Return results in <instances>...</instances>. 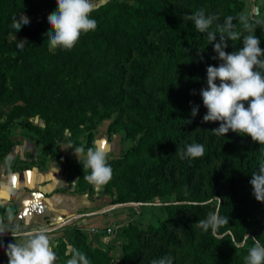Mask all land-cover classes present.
Returning a JSON list of instances; mask_svg holds the SVG:
<instances>
[{
	"label": "trees",
	"instance_id": "trees-1",
	"mask_svg": "<svg viewBox=\"0 0 264 264\" xmlns=\"http://www.w3.org/2000/svg\"><path fill=\"white\" fill-rule=\"evenodd\" d=\"M191 3H195L196 11L203 9L206 15L218 16L221 24L226 17H233L234 30L243 31L239 20L243 0H109L96 9L95 17L104 16L112 21L101 22L94 17L98 26L90 31L98 39L94 53L111 56L110 63L118 66L119 72L88 88L89 105L119 109L127 100L141 119L133 130L134 137L138 135L136 142L120 158L108 160L109 164L118 162L124 166L126 192L116 202L145 203L154 197H174L163 203L167 216L158 224L139 228L132 225L127 229L120 264H151L164 257H171L172 264H245L255 239L263 243L255 229L250 230L247 241L244 234L250 225L264 219L259 202L252 206L247 202L252 190L251 174L264 158L253 150L255 142L251 137L231 131L217 136L211 130L219 122H202L207 110L200 90L207 87L206 68L218 66L220 61L211 58L216 53L207 35L195 30L194 24L185 19L190 14L187 5ZM53 5L55 0H0V96L6 93L8 73H24L31 61L48 62L56 57L59 48L55 53L49 51L44 35L48 31L47 18L42 15L44 9ZM21 12L30 18V24L15 32L13 18H19ZM257 20H264V16ZM215 29L214 23L210 30ZM255 35L264 49V23L257 26ZM21 39L27 40L22 50L17 47V40ZM157 42L166 51L177 53L188 71L181 85L166 89L160 98L146 88L148 66L141 60L156 54ZM228 45L225 51H236L242 47V41H228ZM123 64H127L126 70ZM16 87L8 101L12 104L8 112L0 109V116L6 115L5 120H0V160L5 170L21 167L6 162L16 144L11 138L16 126L34 131L44 156L61 161L65 170L71 160L56 151V145L65 139L85 150L83 142L62 133L55 135L51 129L22 118L31 109L24 98L25 88L21 84ZM20 100L24 105L16 104ZM196 105L198 114L192 117L191 108ZM193 143L204 146V155L180 159L177 150ZM234 143L249 151L241 154ZM84 188L78 181L77 190ZM208 200L212 203L203 206ZM217 206L220 215L228 217V224L219 229V238L211 230L205 232L198 226ZM72 230L73 255L78 250L86 254L90 264H107L100 248L87 245L78 227ZM241 242L243 246L236 247Z\"/></svg>",
	"mask_w": 264,
	"mask_h": 264
},
{
	"label": "rangeland",
	"instance_id": "rangeland-1",
	"mask_svg": "<svg viewBox=\"0 0 264 264\" xmlns=\"http://www.w3.org/2000/svg\"><path fill=\"white\" fill-rule=\"evenodd\" d=\"M108 1L94 0L95 10L91 13L90 18L94 19L98 13L96 9ZM243 1L244 6L240 15H249L253 20L264 16L262 0ZM56 7L57 5H53L44 9L42 15L47 18ZM187 8L190 14L196 12L195 3L188 4ZM95 18L101 22L111 19L104 16ZM93 33L90 34L89 31L82 34L71 50L58 49L55 53L56 57L48 62L47 60L45 62L44 60H33L24 73H8L6 93L0 96V109L3 113L8 112L12 105L8 101L14 95L16 85L21 84L25 88L24 98L28 100L31 109L22 118H26L42 128L51 129L55 135L62 133L69 139H78L83 142L85 152L80 154L79 159L73 151L78 147L71 144L69 140H61V145L57 144L55 147L56 151L65 154L71 160L70 163L66 164L65 170L69 180L73 182L75 190H77L78 181L81 180V185L86 187L84 193L88 200L90 202L99 201L97 207L88 209L92 212L88 214V217L94 218L91 223L97 221L99 223H95L96 225L93 226L89 224L91 227L89 226L87 229H85L86 226L78 228L83 236L85 235L87 245L102 250L101 256L104 262L120 264L122 245L128 239L127 229L132 225L139 228L158 224L167 216L163 203L173 200L174 197H154L145 203L116 202L126 192L123 181L124 166L118 162L110 164L113 169L112 179L99 192L84 180V175L88 174V170L83 169L82 159L87 149L104 143L108 149V160L120 158L122 153L136 142L138 135L134 137L133 130L135 123L141 121L139 112L131 108L127 100L118 107L120 110L115 107L104 108L100 105H89L91 99L88 97V88L103 82L107 75L114 76L119 72L118 66L110 63L111 56L104 53H94L98 39L92 35ZM88 36H91L90 41L89 39L86 41ZM157 43L156 54L141 60L148 66L145 79L146 88L152 90L156 98H160L166 89L181 85L186 79L188 71L184 63H181L177 53H170L159 42ZM123 68L126 70L127 64H123ZM126 91L128 90L125 89ZM94 101L97 103L98 99L95 98ZM16 104L24 105V101H16ZM5 119V114L0 116L1 121ZM11 138L14 141L28 138L40 144L35 132L26 127H14ZM65 146L70 147L72 151ZM234 146L239 149L241 154L249 151L248 148H244L238 143H234ZM253 150L259 158H264V145L255 142ZM30 163L25 161L19 166L24 167ZM247 202L251 206L258 203L252 194V190L248 193ZM259 204L262 209L261 212H264V203L259 202ZM263 220L250 225L244 237L248 235L249 238L250 230L255 229L263 240L262 245H264ZM117 225L121 230L117 237L106 233L104 230L94 232L90 229L92 227L104 228ZM72 228L67 232L69 242L74 235ZM242 244L243 242L239 243V245ZM71 248L72 246L70 250Z\"/></svg>",
	"mask_w": 264,
	"mask_h": 264
},
{
	"label": "clouds",
	"instance_id": "clouds-1",
	"mask_svg": "<svg viewBox=\"0 0 264 264\" xmlns=\"http://www.w3.org/2000/svg\"><path fill=\"white\" fill-rule=\"evenodd\" d=\"M55 3L57 7L47 17L48 31L44 34L48 40V49L53 53L58 48L71 50L82 34L97 28V21L90 18L95 10L94 0H55ZM185 19L194 24L195 30L207 35L209 44H212L216 53L211 58L220 61L218 66L208 65L206 68L207 87L200 90L203 106L207 110L202 122H219V126L211 130L217 136H224L231 131L249 136L252 141L264 145V49L260 47V39L255 35V29L264 20H253L249 15L242 14L239 20L243 31H235L233 17H226L221 24L218 16L206 15L203 9L187 15ZM214 23L216 29L212 31L210 29ZM29 24L30 18L21 12L19 18H13L12 27L18 32L22 26ZM236 40L242 41V47L232 52L225 51L229 46L228 41ZM17 41V47L22 50L27 40ZM198 110V105L193 106L191 116L195 117ZM187 123H191V120ZM84 152V148L74 149L78 159ZM204 153V146L197 143L177 150V155L182 160L199 158ZM7 161H11V157ZM82 166L88 170L84 180L97 192L112 179L113 169L108 163V149L104 143L87 149ZM13 178L15 174L10 173L6 180H0V197L10 199L14 194L17 185ZM249 183L255 199L264 203V160L260 161L258 170L252 172ZM211 203V200L205 201L203 206ZM17 224L18 221L10 210L7 222L0 219V237L10 233L14 240L6 247L0 240V247H5L7 264H55L57 256L47 227L30 226L25 222L23 230H18ZM227 224L228 217L220 215L219 206L206 219L198 222L203 231L211 230V234L217 238L219 229ZM247 239L248 235L244 237L245 241ZM69 254L72 258L67 264H90L86 254L78 250H75L74 255L72 251ZM151 264H172V258L153 260ZM245 264H264V245L260 240L255 239L254 245L248 250Z\"/></svg>",
	"mask_w": 264,
	"mask_h": 264
},
{
	"label": "crops",
	"instance_id": "crops-1",
	"mask_svg": "<svg viewBox=\"0 0 264 264\" xmlns=\"http://www.w3.org/2000/svg\"><path fill=\"white\" fill-rule=\"evenodd\" d=\"M58 145H61L60 142ZM68 149L71 150L70 147ZM8 157H11L10 164L31 163L6 171L5 164L0 160V180H6L10 173L15 174L13 179H16L17 185L10 199L0 197V219L7 222L10 210L18 221V230H23L25 222L30 226H46L57 256L55 264H67L72 258L67 232L72 227L86 226L87 229L99 223L92 224L94 218L88 217L92 213L88 209L97 207L99 201L90 202L84 191L75 190L62 162L44 156L42 146L36 141L17 139ZM4 236L13 239L10 233ZM0 264H7V260L0 261Z\"/></svg>",
	"mask_w": 264,
	"mask_h": 264
},
{
	"label": "built area",
	"instance_id": "built-area-1",
	"mask_svg": "<svg viewBox=\"0 0 264 264\" xmlns=\"http://www.w3.org/2000/svg\"><path fill=\"white\" fill-rule=\"evenodd\" d=\"M91 231H94V232H99V231H105L106 233H109L110 235L114 236V237H117L119 234L118 232H120L121 230H119V225L117 226H106L104 228H90ZM0 240H2L3 242V245L6 247V245L9 243V242H14V240L11 238V237H8V236H3V237H0ZM19 242V241H17ZM5 247H0V261H6L7 260V256L5 254Z\"/></svg>",
	"mask_w": 264,
	"mask_h": 264
}]
</instances>
